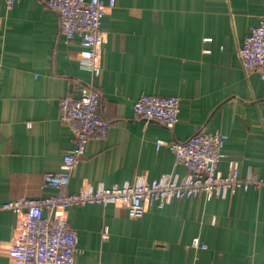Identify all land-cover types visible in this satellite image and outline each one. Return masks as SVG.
Segmentation results:
<instances>
[{
    "label": "crops",
    "instance_id": "obj_1",
    "mask_svg": "<svg viewBox=\"0 0 264 264\" xmlns=\"http://www.w3.org/2000/svg\"><path fill=\"white\" fill-rule=\"evenodd\" d=\"M108 4L109 0H104ZM264 17V0H116L103 19L98 76L80 61V37L68 41L43 0H0V207L49 197L47 183L74 145L59 102L82 84L101 94L107 137L92 139L68 191L124 185L188 170L167 144L199 131L228 135L218 169L264 179V76L245 72L239 49ZM144 94L177 96L173 129L134 119ZM165 145L158 147V142ZM77 231L75 264H264V187L233 188L173 200L133 219L114 204L58 208ZM22 217L0 209V264H12L11 240ZM199 239L206 248H194Z\"/></svg>",
    "mask_w": 264,
    "mask_h": 264
},
{
    "label": "built area",
    "instance_id": "obj_2",
    "mask_svg": "<svg viewBox=\"0 0 264 264\" xmlns=\"http://www.w3.org/2000/svg\"><path fill=\"white\" fill-rule=\"evenodd\" d=\"M16 0H6L12 7ZM59 18L60 30L70 41L80 37L81 65L95 76L101 73L105 36L103 19L116 0H43ZM242 67L249 73L261 70L264 76V17L251 28L239 49ZM101 94L93 85L82 84L59 102L60 120L74 135V145L64 155L61 170L47 175V183L58 193L49 197L21 198L4 203L0 209L10 210L21 218L11 240L9 257L12 264H75L79 237L64 218H55L56 209L91 204H114L125 207L133 219L143 217L148 209L164 208L173 200L208 196L225 198L229 190L264 187V179L253 173L242 177L238 170L224 174L218 169L223 146L228 139L224 133L199 131L183 142H171L167 147L175 155L176 165L185 166L188 174L183 181L177 173L162 175L150 181L138 175L134 182L106 187L88 185L77 193L68 191L71 172L86 155L92 139L107 137L111 123L100 114ZM181 100L177 96L142 95L134 104V119L145 125L158 122L173 129L180 114ZM165 145L158 142V147ZM194 248H206L195 239Z\"/></svg>",
    "mask_w": 264,
    "mask_h": 264
}]
</instances>
